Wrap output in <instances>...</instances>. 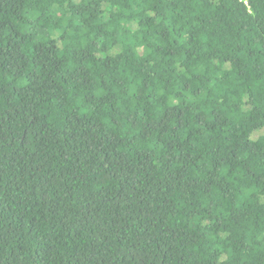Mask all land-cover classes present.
<instances>
[{
    "label": "trees",
    "instance_id": "16d2710c",
    "mask_svg": "<svg viewBox=\"0 0 264 264\" xmlns=\"http://www.w3.org/2000/svg\"><path fill=\"white\" fill-rule=\"evenodd\" d=\"M0 264H264V0H0Z\"/></svg>",
    "mask_w": 264,
    "mask_h": 264
}]
</instances>
